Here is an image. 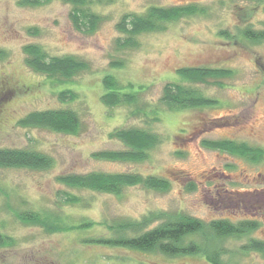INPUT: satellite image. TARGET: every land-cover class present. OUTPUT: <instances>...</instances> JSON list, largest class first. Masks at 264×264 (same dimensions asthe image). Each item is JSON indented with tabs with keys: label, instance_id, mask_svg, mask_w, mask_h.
<instances>
[{
	"label": "rangeland",
	"instance_id": "1",
	"mask_svg": "<svg viewBox=\"0 0 264 264\" xmlns=\"http://www.w3.org/2000/svg\"><path fill=\"white\" fill-rule=\"evenodd\" d=\"M19 0H0V147L34 148L52 156L50 169L0 168V228L13 245L0 248V264H211L203 256H167L104 244L85 238L110 237L121 219H142L147 213L184 212L210 221L251 219L259 227L251 235L224 241L231 264H264L257 252H243L250 238L264 240V184L254 181L264 172V160L253 166L227 152L201 146L203 139H232L264 147V41L251 42L246 28L264 30V0H111L95 6L104 22L94 34L78 32L70 20L71 6L52 0L41 6H20ZM106 1V0H101ZM196 4L206 12L169 23L164 31L139 37L140 46L119 50L120 18L145 12L150 5ZM38 44L50 55H77L90 69L69 82L51 81L29 68L24 47ZM113 59L125 66L113 68ZM214 67L233 73L217 83L192 84L220 103L215 107L169 109L160 104L155 115L134 117L129 106L108 107L101 101L103 77L114 74L125 85L145 87L142 100L159 103L164 85L180 81L183 67ZM77 92L74 102H62V87ZM73 108L84 130L69 135L40 128H23L19 118L34 110ZM142 127L162 134L164 141L144 162L106 161L93 157L104 150L123 149L110 133ZM184 151V155H176ZM139 172L168 179L167 191L130 187L119 195L79 191L63 186L57 177L67 173ZM189 183L195 188L189 189ZM81 195L84 202L65 204L61 191ZM59 215L69 231L48 233L25 224L16 212ZM91 222V228H73Z\"/></svg>",
	"mask_w": 264,
	"mask_h": 264
},
{
	"label": "trees",
	"instance_id": "2",
	"mask_svg": "<svg viewBox=\"0 0 264 264\" xmlns=\"http://www.w3.org/2000/svg\"><path fill=\"white\" fill-rule=\"evenodd\" d=\"M52 0H19L20 6H41ZM71 6L70 20L78 32L94 34L104 22V15L95 10V6L111 0H63ZM206 12L196 4L160 6L150 5L145 12H130L124 14L117 23V29L122 34L116 39L119 50H133L140 46L139 37L142 34L164 31L169 23L181 18ZM259 43L264 41V30L246 28L243 37ZM25 62L33 71L43 74L51 81L66 83L90 69L85 59L74 55H50L38 44H28L24 47ZM5 57V51L0 49V61ZM113 68L125 66V60L113 59ZM233 72L229 69L214 67H183L178 70L180 81L167 82L162 91L159 103L146 104L142 100L145 87H134L133 84H123L116 75L107 74L103 77L104 93L101 101L108 107L129 106L130 115L134 117H150L160 120V104L169 109L215 107L220 101L208 97L202 90L192 84L217 83L222 86L221 78L229 77ZM60 101L74 102L77 92L69 87H62L57 92ZM17 125L23 128L47 129L58 133L79 135L84 130L80 113L73 108H56L34 110L19 118ZM110 138L124 144L123 149L104 150L93 153V157L106 161L144 162L151 152L163 143L162 134L142 127L120 128L110 133ZM201 146L227 152L257 164L264 159V147L238 142L232 139H203ZM176 155L183 156L184 151ZM54 159L45 152L34 148L0 147V168H25L43 171L54 166ZM63 186L79 191L99 192L119 195L130 187L142 186L155 191H167L171 182L155 174L139 172H105L91 171L87 173H67L57 177ZM194 183L188 188L194 189ZM65 204L78 205L84 202L81 195L70 191L58 194ZM25 224L42 227L48 233L69 231L62 226L59 215L49 216L40 212L21 211L15 213ZM93 223L87 222L73 228L88 230ZM259 222L251 219L233 221L217 218L210 221L194 217L184 212L147 213L142 219H121L111 225L113 232L110 237L85 238L86 243L112 245L144 252H160L167 256H203L211 264H231L224 257L230 253L225 249L224 241L240 239L251 235L259 227ZM13 237L4 234L0 228V248L13 245ZM247 252H257L264 257V240L250 238L241 247Z\"/></svg>",
	"mask_w": 264,
	"mask_h": 264
},
{
	"label": "flooded vegetation",
	"instance_id": "3",
	"mask_svg": "<svg viewBox=\"0 0 264 264\" xmlns=\"http://www.w3.org/2000/svg\"><path fill=\"white\" fill-rule=\"evenodd\" d=\"M259 147H261V146H259ZM264 160V159H263ZM262 160V161H263ZM262 161L261 162H259V163H257V164H254V163H251V165H253L254 167L255 166H257V165H260L261 163H262ZM254 181H260V183H263L264 184V172H259V173H257V176L255 177V180ZM262 193H264V189H262ZM264 203V202H263Z\"/></svg>",
	"mask_w": 264,
	"mask_h": 264
}]
</instances>
